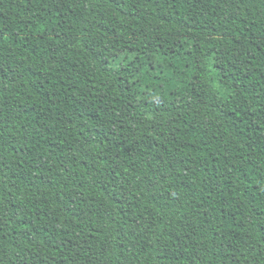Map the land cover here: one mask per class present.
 Returning a JSON list of instances; mask_svg holds the SVG:
<instances>
[{"label": "trees", "instance_id": "obj_1", "mask_svg": "<svg viewBox=\"0 0 264 264\" xmlns=\"http://www.w3.org/2000/svg\"><path fill=\"white\" fill-rule=\"evenodd\" d=\"M0 264H264V0H0Z\"/></svg>", "mask_w": 264, "mask_h": 264}, {"label": "rangeland", "instance_id": "obj_2", "mask_svg": "<svg viewBox=\"0 0 264 264\" xmlns=\"http://www.w3.org/2000/svg\"><path fill=\"white\" fill-rule=\"evenodd\" d=\"M171 71L165 67H155L154 69L145 66V71H137L134 79L141 83V91L146 97L148 93L160 95L165 90L164 82L170 77ZM144 86V87H143Z\"/></svg>", "mask_w": 264, "mask_h": 264}]
</instances>
